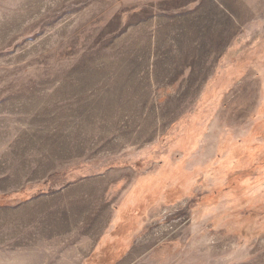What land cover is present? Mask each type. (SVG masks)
<instances>
[{
  "label": "rangeland",
  "instance_id": "obj_1",
  "mask_svg": "<svg viewBox=\"0 0 264 264\" xmlns=\"http://www.w3.org/2000/svg\"><path fill=\"white\" fill-rule=\"evenodd\" d=\"M0 264H264V0H0Z\"/></svg>",
  "mask_w": 264,
  "mask_h": 264
}]
</instances>
